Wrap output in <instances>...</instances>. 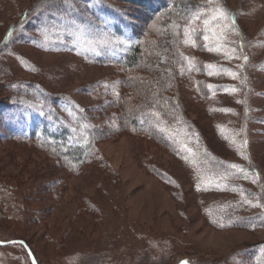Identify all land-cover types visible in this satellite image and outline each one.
Listing matches in <instances>:
<instances>
[{"label":"rangeland","instance_id":"1","mask_svg":"<svg viewBox=\"0 0 264 264\" xmlns=\"http://www.w3.org/2000/svg\"><path fill=\"white\" fill-rule=\"evenodd\" d=\"M56 1L0 0V240L24 239L39 264H264V207L245 203L264 205V0H186L208 15L189 26L196 46L183 42L190 17L170 33L164 85L182 112L170 113L171 141L163 143L128 123L155 72L98 60L86 47L105 31L115 36L116 10L132 11L158 40L144 10L75 0L74 9L49 12ZM217 8L235 23L204 25ZM52 24L45 39L42 29ZM221 45L219 52L205 47ZM229 49L239 58H227ZM209 64L218 74L208 75ZM39 90L72 100L98 130L81 167L23 135L43 106ZM0 264L32 263L23 245L10 244L0 246Z\"/></svg>","mask_w":264,"mask_h":264},{"label":"trees","instance_id":"2","mask_svg":"<svg viewBox=\"0 0 264 264\" xmlns=\"http://www.w3.org/2000/svg\"><path fill=\"white\" fill-rule=\"evenodd\" d=\"M100 1L104 8L113 7V4L107 0ZM115 1L133 4L139 10H144L142 11V18L149 19L154 28H157L158 40L155 39V36L152 37L150 32L148 33L149 30H145V27L143 31L140 29V24L135 22L137 18L132 11L120 10L119 12L116 10L115 15L119 18L121 25L115 23L116 25H112V31L115 36L125 38L126 44L117 47H105L100 50L101 54L97 55L98 57H94L98 60H106L110 56L128 70L142 69V65H144L147 67L146 70L155 72L152 79L147 80L151 91L148 93V99L139 107L129 110L128 123L136 131L146 132L151 136L158 135V141L161 143L165 140L169 141L170 136L168 134L172 129L168 125L172 122L171 120L175 119L174 116L171 117L170 113L175 112L178 116L182 109L178 106L177 98L166 93L169 91L170 84L165 86L164 83H170V76L164 75V72L168 66H171L172 60L171 56L165 53V50L170 45L169 39L173 25L175 23L183 24V20H187L188 17L199 11L201 5L186 0ZM63 3L61 0L53 2L47 7V10L58 12L64 7L68 8L71 0ZM105 12H108L112 17L110 10ZM126 30L129 34H123ZM167 72L170 75V71ZM38 95L36 97L43 106L34 111L29 109L32 111L31 126L23 135L35 139L41 146L54 149L71 167H81L88 161L93 152V142L99 133L98 130L91 126L88 117L80 112V108L72 100L66 97L53 96L43 91H40ZM157 112L160 113L159 119L154 115ZM164 121L167 122L169 129L167 132L161 130L165 127ZM158 123L160 127H157ZM247 220L260 224L258 222L259 216H252Z\"/></svg>","mask_w":264,"mask_h":264},{"label":"snow or ice","instance_id":"3","mask_svg":"<svg viewBox=\"0 0 264 264\" xmlns=\"http://www.w3.org/2000/svg\"><path fill=\"white\" fill-rule=\"evenodd\" d=\"M61 2L67 3V0H61ZM74 4H75V0H71V3L68 5L69 8L74 9ZM208 14L206 12H200L197 11L195 14H193L190 18H188L187 20V24L186 26H184L183 29V36L185 37L184 39V43L185 44H191L192 46H196V40L193 38V34L195 33V29L192 28L191 31L189 30V26L191 24H194L195 21L200 20L202 17L207 16ZM50 19H55L57 21V24H62V20H60L59 18L53 16ZM229 19L232 20V23L234 24V18L230 17L229 14L227 13L226 10H224L223 8H217L216 10L213 11V13L211 14V19L208 18H204L203 19V24L208 26L210 24H212L213 22L219 24L221 21H228ZM102 24H104V22H101ZM57 24H52L50 26H45L44 29H42V31L45 34V39L47 38V34L48 31H50L51 29H54L57 27ZM225 27L227 26L226 24L224 25ZM177 27H180L179 25H177ZM104 28L105 30L107 29V25L104 24ZM63 29H64V33L66 37H69L72 39L73 41V45L74 47H79L80 46V41H79V37L75 34V32L71 31V26L70 25H63ZM211 30V29H209ZM9 35H11V33H9ZM221 37H218V40ZM203 39L205 41L209 40V36L208 35H204ZM126 44V41L124 39H122L120 36H113L111 33L105 31V34L101 36V38L97 39V40H91L88 41L86 44L87 50L89 51H93L95 54L99 55L101 54L100 50H102L105 47H117L120 45H124ZM207 51H221V48L223 47L221 45V47H216V46H205ZM240 47H243V42H241ZM234 53H235V49H229L228 52L225 53V55L227 56V58L232 59V58H239V57H234ZM245 60H247V57H244ZM194 65L192 63V61H188V70L191 71L193 69ZM206 67L208 69H210V71H208V75H213V74H218V73H214L213 71H211V69L213 68V65H206ZM198 70V69H197ZM183 71V70H182ZM223 71H228V70H223ZM233 78H236V73H229ZM107 87V86H106ZM208 87H212L211 85H209ZM233 91H236L235 89H233ZM226 111H231L226 110ZM154 115L157 117V119L160 118V113H154ZM165 124V127L163 129H161L162 131H169L168 127H167V122L164 121L163 122ZM157 127H160V124H157ZM246 144V141L244 142ZM182 147L185 149V151L187 153H189L191 156L195 157L196 153L193 151L192 148L188 147L187 142L182 141L181 142ZM243 155V154H242ZM185 159H188V157H184ZM230 169H238L240 173L244 174L245 179H248V173L247 171L240 165H236V164H232L228 166ZM228 173L224 172L219 174V179L224 180L227 178ZM258 176V174H254L253 176V182H256V177ZM217 187H221V185L218 183L216 185ZM197 188L199 190V185H197ZM245 203H248L250 205H252L253 207H264V205L262 204H253L251 200H247L245 199ZM183 264H189V262L185 261L183 262Z\"/></svg>","mask_w":264,"mask_h":264},{"label":"water","instance_id":"4","mask_svg":"<svg viewBox=\"0 0 264 264\" xmlns=\"http://www.w3.org/2000/svg\"><path fill=\"white\" fill-rule=\"evenodd\" d=\"M10 244H21V245H23L24 248L26 249L27 254L29 255L31 263L32 264H39L33 250L31 249V247L29 246V244L25 240H23V239H14V240H9V241L0 240V246L10 245Z\"/></svg>","mask_w":264,"mask_h":264}]
</instances>
